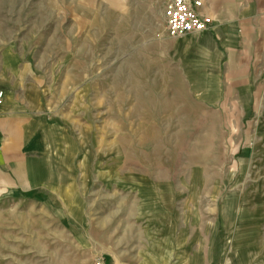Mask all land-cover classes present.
<instances>
[{
	"label": "rangeland",
	"instance_id": "374dc122",
	"mask_svg": "<svg viewBox=\"0 0 264 264\" xmlns=\"http://www.w3.org/2000/svg\"><path fill=\"white\" fill-rule=\"evenodd\" d=\"M157 3L0 0V51L46 80L56 169L86 207L73 247L98 223L124 263L264 264V51L251 88L197 92L213 85L174 53L200 34L169 38ZM61 202L1 203L0 264H85Z\"/></svg>",
	"mask_w": 264,
	"mask_h": 264
},
{
	"label": "crops",
	"instance_id": "0c3cea01",
	"mask_svg": "<svg viewBox=\"0 0 264 264\" xmlns=\"http://www.w3.org/2000/svg\"><path fill=\"white\" fill-rule=\"evenodd\" d=\"M200 1L199 14L210 17L211 26L200 33L195 42L180 47L175 45V61L188 72L184 74L187 77L196 78L192 76L193 70H200L197 76L204 80L198 77L200 81L194 80V86L201 82L205 87L213 85L196 88L197 92L251 88L250 82L241 81L239 76L248 75L254 58L264 51V0ZM159 9L161 12L160 5ZM214 75L217 77L212 80L210 77ZM0 90L4 93L0 101V206L3 201L32 197L46 205L48 199L60 200L62 209L57 207L54 214L64 215L61 225L72 236L65 245L70 253L67 256L73 257L72 252L83 251L87 259L85 264H90L94 256L95 259L103 256L105 264H132L117 257L118 245L124 244L125 238L115 241L112 234L104 236L98 223L85 242L88 247H73L77 245L76 229L87 223L84 220L86 207L77 201L79 192L75 176L71 173L62 176L63 173L56 169L58 141L53 133L56 128L53 116L45 104L44 77L19 57H6L0 51ZM68 264L80 263L70 261Z\"/></svg>",
	"mask_w": 264,
	"mask_h": 264
},
{
	"label": "built area",
	"instance_id": "2783aa9c",
	"mask_svg": "<svg viewBox=\"0 0 264 264\" xmlns=\"http://www.w3.org/2000/svg\"><path fill=\"white\" fill-rule=\"evenodd\" d=\"M161 16L169 38L200 34L209 29L212 19L199 14L200 0H158ZM0 90V101L4 98ZM94 264H105L102 258H96Z\"/></svg>",
	"mask_w": 264,
	"mask_h": 264
}]
</instances>
